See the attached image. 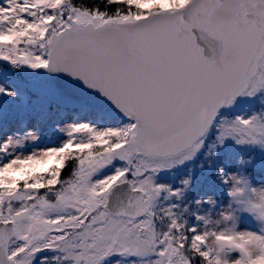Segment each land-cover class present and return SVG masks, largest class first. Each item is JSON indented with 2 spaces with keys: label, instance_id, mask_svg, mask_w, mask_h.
<instances>
[{
  "label": "snow or ice",
  "instance_id": "6c2138e0",
  "mask_svg": "<svg viewBox=\"0 0 264 264\" xmlns=\"http://www.w3.org/2000/svg\"><path fill=\"white\" fill-rule=\"evenodd\" d=\"M0 264H264V0H0Z\"/></svg>",
  "mask_w": 264,
  "mask_h": 264
}]
</instances>
